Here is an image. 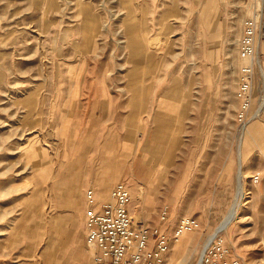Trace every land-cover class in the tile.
Wrapping results in <instances>:
<instances>
[{"label":"rangeland","instance_id":"374dc122","mask_svg":"<svg viewBox=\"0 0 264 264\" xmlns=\"http://www.w3.org/2000/svg\"><path fill=\"white\" fill-rule=\"evenodd\" d=\"M251 16L264 0H0V264H91L86 193L101 205L118 180L168 234L165 264L218 232L264 264V26L238 119ZM185 217L199 226L176 237Z\"/></svg>","mask_w":264,"mask_h":264},{"label":"built area","instance_id":"2783aa9c","mask_svg":"<svg viewBox=\"0 0 264 264\" xmlns=\"http://www.w3.org/2000/svg\"><path fill=\"white\" fill-rule=\"evenodd\" d=\"M256 16L245 19L244 33L240 39L239 54L246 60L241 67L237 97L240 100L238 119L246 125L253 118L249 115L254 98L255 70L260 65L257 32L263 28ZM261 66V65H260ZM253 181L261 179L260 174ZM90 207L86 211V244L91 251V264H165L170 248V238L162 226L151 227L129 207L132 190L125 180H118L109 192V198L98 205L93 188L87 190ZM168 209L161 212L166 220ZM199 226L194 217H185L175 228L176 237ZM219 233V232H218ZM216 233L206 246L196 264H240L238 258L228 257L230 248Z\"/></svg>","mask_w":264,"mask_h":264},{"label":"bare ground","instance_id":"6f19581e","mask_svg":"<svg viewBox=\"0 0 264 264\" xmlns=\"http://www.w3.org/2000/svg\"><path fill=\"white\" fill-rule=\"evenodd\" d=\"M264 99V98H263ZM261 107V106H260ZM260 111V110H259ZM241 145V144H240ZM240 169L241 168H239V171H240ZM241 177H242V172L239 174V185H238V193L239 194H241L242 193V191H243V183H242V181H241ZM243 194V193H242ZM237 202V201H236ZM238 203V202H237ZM237 203H234L233 205H237ZM236 205H235V207H233V209L231 210V212L227 215V216H225V218L222 220V222L220 223V225L218 226V231L219 230H223V229H225L227 226H228V224L231 222V220L234 218V216H235V213H236V210H237V207H236ZM216 233V232H215ZM212 235V234H211ZM213 239V238H212ZM210 241H211V239H210ZM209 242V241H208ZM208 245V244H207ZM204 247L206 248V246L204 245ZM205 248H203L202 249V251L200 252V253H203L204 252V250H205ZM202 255H200V257H201Z\"/></svg>","mask_w":264,"mask_h":264},{"label":"crops","instance_id":"0c3cea01","mask_svg":"<svg viewBox=\"0 0 264 264\" xmlns=\"http://www.w3.org/2000/svg\"><path fill=\"white\" fill-rule=\"evenodd\" d=\"M108 198H109V194H108ZM106 198V200L108 199ZM105 201V200H104ZM130 210L132 211V205L130 206ZM86 218V217H85ZM85 232H86V228H85ZM86 241V240H85Z\"/></svg>","mask_w":264,"mask_h":264}]
</instances>
